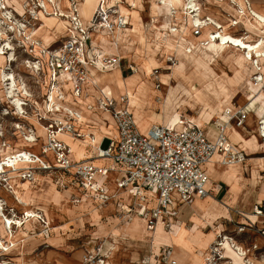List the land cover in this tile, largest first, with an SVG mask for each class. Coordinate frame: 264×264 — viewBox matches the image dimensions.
Returning a JSON list of instances; mask_svg holds the SVG:
<instances>
[{"label":"bare ground","instance_id":"obj_1","mask_svg":"<svg viewBox=\"0 0 264 264\" xmlns=\"http://www.w3.org/2000/svg\"><path fill=\"white\" fill-rule=\"evenodd\" d=\"M27 1L15 0L12 2L16 15L24 17L27 25L15 20L6 5L3 4L0 8V87L3 89L7 109H10L21 123L29 122L33 127L32 132L24 140L28 146L37 147L39 153L38 147L46 140L45 129L34 116L27 117L23 114L22 107L26 106L25 103L32 96L28 93L23 81L18 79L11 70V64L15 63L17 59L11 43L1 32V25H6L8 30L15 35V40L23 43L26 48L25 53L31 59V61H24L23 65L32 71L31 75L33 76L38 71L35 60L43 57V53L47 54V50L50 48L49 37L57 36L58 31L65 26L61 19L67 20L69 12L62 9L63 11L59 10V13H54L51 6L47 5L53 3V0H37L43 5L42 8L51 9L50 13L27 12L23 6ZM56 1L61 7L66 6L65 0ZM98 1L83 0L78 5L80 15L86 22L96 10ZM204 1L211 6L221 5L219 0ZM127 2L128 5L123 0H107L106 8L110 9L112 13L115 12L125 17L128 26L115 36L97 34L93 42H96L102 49L101 52L104 55H107L108 52L116 53L127 66L130 59L133 58L140 60L141 63L139 69L132 71L130 75L117 70L102 73V81L99 85L105 95L116 99L118 102L121 97L125 96L126 106L128 110L132 111L136 127L145 135L156 123L162 127L193 123L200 127L205 126L207 138L211 142H215L218 135L217 125L226 123L228 120L226 114H229L232 118H229L231 121L230 126H228L229 129L226 130V137L233 149L242 152L246 157L245 160L249 161L251 165L241 167L234 163L227 164L226 156L222 152L216 151L206 171L210 179L209 191L215 184L227 186L237 179H243L249 185L248 189L240 187V194L235 199L236 211H231L225 203L211 198L210 194L196 198L192 202V206L189 205L190 203L176 199L168 207L167 212L171 213V210H176L178 215L179 209H181L182 212L179 217L184 221H193L191 231L188 232L185 226L176 225L172 217L169 230H165L163 219H160L150 229L145 221L134 217L126 224L123 232L126 237H119V231L116 227L110 231V237L115 243H118L116 247L112 248V254L116 255L119 249L124 250L127 247V249L134 251L135 260H137L140 251L148 255V249L150 251L152 247L157 249L165 245L178 250L193 246L200 251L198 255L194 256L193 264H213L214 260L210 255L212 253L210 249L218 243L217 245L223 250L219 252L222 260L220 264H239V261L249 253L247 254L242 246L225 234L219 220L228 219L232 221L240 215L244 217V225L248 227L260 222L261 218L264 217L256 216L252 212L253 205L264 201V178L258 177L257 163L259 160L253 157L254 150L260 148L264 150V143L260 144L259 142V139H264V16L252 11L246 0H231L233 5L228 3L226 7L236 17L234 26L243 23L244 25L241 26L245 32L240 36H233L222 30L219 25H212L211 29L213 28L214 31L209 33L208 25L210 23H207L208 20H201V11L195 0H155L153 10L160 19L159 25H154L155 21L151 20L149 15L145 13L139 4L140 0H128ZM7 4L9 5V2ZM194 28L207 30L204 42L191 35ZM153 30L162 32L160 36L165 52L170 54V50L175 51L179 57L173 67H163L157 59L156 45L154 42L147 41ZM250 36L258 38L253 41ZM165 69L170 70L171 74L163 76L159 86L160 91L155 93L153 91L155 87L150 82V76L155 72L166 71ZM45 93L47 96L49 95L43 86L42 95L45 96ZM55 97H58L56 92L49 95L51 100L48 106L49 111L59 113V117L64 119L72 116L75 124L82 125L81 131L87 141L86 143L72 141L66 135H58V139L70 148L71 156L75 162L91 160L92 158L85 153V148L89 145L94 151L100 145L102 132H106L104 120L92 114L96 111L85 109L84 102L78 106L67 96L57 99ZM157 97L161 100L159 104L160 114H147L146 110L148 111L149 107L155 104L153 100ZM91 98L95 100V97ZM211 100L218 101L222 105L215 116L217 120L211 116ZM191 102H198L202 107V112L197 117H189L181 113L184 105ZM38 107L40 106L38 105ZM240 110L245 114L242 125H239L235 120V115ZM206 119L208 121H205ZM60 120L65 122L63 119ZM89 124L95 125V127L92 128ZM250 133L253 135L251 140H248L247 136ZM38 139L41 143L38 142ZM2 152L6 154V149H3ZM41 159L44 164L49 163L47 158ZM12 167L14 166L0 167L1 170L4 169L0 175L6 173V168ZM28 167L24 161L16 163L15 169H22V172L9 174V178L5 180L12 190L11 196L0 193V259L12 257V254L24 250L26 241L18 236L13 237L11 231L13 226H17L22 232V236H26V239L32 240V237L23 231L30 230V224L36 222L38 216L35 210H42L48 223L56 217L64 226L61 227L62 230H67L68 215H75L73 208L58 207L60 202L53 200L57 193H55L50 181L43 175L29 171ZM245 175H248L249 178H245ZM33 189H36L37 192H34ZM214 192L218 195V190L214 189ZM88 203H90L89 200ZM5 204L15 205V209L22 211L26 218L23 228V225L17 220L8 219L3 215ZM244 211L246 212L245 215L242 214ZM93 215V219L87 215H78V218L81 224L88 221L93 227H97L99 232L104 231L106 226L100 221L99 215L96 213ZM65 236L57 229L56 234L48 237L45 244L54 250L63 248ZM33 246L35 247L34 244H32ZM207 251H209L208 255L203 257V253ZM118 259L116 257V260ZM150 259L151 264L156 263L154 258ZM0 264L5 263L0 261ZM114 264L121 263L116 261Z\"/></svg>","mask_w":264,"mask_h":264},{"label":"built area","instance_id":"obj_2","mask_svg":"<svg viewBox=\"0 0 264 264\" xmlns=\"http://www.w3.org/2000/svg\"><path fill=\"white\" fill-rule=\"evenodd\" d=\"M82 1L73 0L69 4L67 26L58 35L57 45L35 60L38 68L36 73L43 76L47 94H58L55 99L67 96L78 106L84 102L85 109L111 117L112 132L102 137V142L94 150L95 159L106 164L97 166L90 162L92 160L72 161L70 148L58 139V135H66L72 141L86 143V137L81 131L82 125L75 124L71 115L64 119L59 117V113L49 111L51 100L45 93L42 96L43 108L41 107L36 119L45 129L46 140L40 148V157L47 158L49 163L44 164L41 158L36 159L29 152H20L5 159L0 167L14 166L19 161L31 165L36 159L41 163L43 175L56 177L55 182L60 187L66 184L67 188H78L85 198L82 200L91 201L96 211H104L109 201L113 200L120 217L130 220L137 215L151 229L165 216L168 207L174 202L173 199L192 203L196 198L209 195V178L204 167L216 151L226 156L227 164L242 163L245 157L242 152L233 149L226 137L231 121L229 118H232L229 114H226V123L217 125L218 135L215 142L209 141L202 127L193 123H182L175 127L153 126L147 135L142 136L137 131L124 96L118 102L103 95L100 89L97 97L92 96L90 89H98L92 72L103 73L122 65L118 56L104 55L101 52L102 49L93 42L94 36H115L128 25L125 17L106 8L107 0H99L85 27L78 8ZM198 33L194 28V35ZM91 97H95V100ZM244 119V112L238 111L235 115L236 122L242 125ZM104 141L108 142L106 149L101 148ZM87 148L93 151L89 145ZM3 170L0 169V172ZM110 174L115 176L114 184L117 189V194L111 196L106 186ZM124 193L134 199L129 208H124L123 199L118 197ZM76 197L77 199L74 197L72 200L73 204H82L83 201L78 198L80 196L76 194ZM147 202H152V207ZM255 213L264 216L260 206ZM175 216L177 211L171 210L170 217ZM83 262L107 264L104 259H97L92 254L84 255Z\"/></svg>","mask_w":264,"mask_h":264},{"label":"rangeland","instance_id":"obj_3","mask_svg":"<svg viewBox=\"0 0 264 264\" xmlns=\"http://www.w3.org/2000/svg\"><path fill=\"white\" fill-rule=\"evenodd\" d=\"M13 1L15 0H0V8L2 5H6L9 13L12 14V16L15 17V20L19 21L21 24L27 25L25 23V18L17 16L15 13V7L13 5ZM18 1V0H16ZM42 1V0H40ZM44 1V0H43ZM53 3L47 4L48 6H51V9L54 13H59V10L61 11H68L69 5L72 4L73 0H65L66 6H60L58 5V2L56 0H53ZM126 5L129 3L128 0H123ZM139 3L146 14L149 15V18L151 20H154V25H159L160 19L157 17V15L154 13L153 10V4L155 0H140ZM221 5H207V3L204 0H195V3L198 5V8H200V15L201 20L205 21L208 20V32H213L214 29L212 25H219L222 27V30H224L226 33L232 34L233 36H240L244 34V28L241 25H244L243 23H238L237 26H234V23L236 21L235 15L232 13V11L226 7V4L231 3V0H219ZM248 3V6L252 11H255L261 15L264 16V0H246ZM9 2V5L7 4ZM231 5H233L231 3ZM24 9H26L27 12H36V14H39L40 12L44 13H50L49 9L42 8L43 5L40 4L37 0H28L27 3L23 4ZM63 9V10H62ZM51 11V12H52ZM80 13V12H79ZM26 16H28L26 14ZM32 16V15H29ZM81 21L86 27L87 22L82 18V15H80ZM210 19V21H209ZM64 21L65 26H63L60 31H58V34H61L65 27L67 26V21L64 19H61ZM1 23V22H0ZM233 25V26H230ZM199 32L198 35H194V29L191 32V35L194 36L196 39H198L201 42L205 41V34L207 33L205 31V28L197 29ZM1 32L4 34V36L7 37L8 41L11 43L13 49L15 58L17 61L13 64H11V70L15 73L18 79L22 80L23 83L26 85V89L28 93L32 96V98L26 102V106H23V114L27 117H35L39 113V111L43 108V101L44 98L43 95V76L38 72L36 75H31L32 71L28 68H25V65H23L24 61H31L29 56L25 53L26 48L23 46V43L19 40H15V35L8 30V27L6 25H1ZM160 33L157 30H153L150 36H148L147 41L156 45L157 50V59L159 62L163 65V67H173L176 65L178 61V56L175 51H171L170 54H167L164 50V45L162 42V38L160 36ZM148 35V34H147ZM57 36H51L49 37L50 41L48 44L50 45V49L54 48L57 45ZM251 40L255 41L258 37L250 36ZM141 61L136 60L135 58L130 59L128 62V66L125 64V68L122 69V71L126 75H130L132 71H136L139 69ZM166 70V69H165ZM171 74L170 70L166 71H159L155 72L153 75L150 76V82L153 83L155 89L153 91L155 93H158L160 91L159 86L161 85V79L163 76H168ZM65 82V80H63ZM255 85V84H254ZM264 86V84H263ZM42 95V96H41ZM156 96H158L156 94ZM41 97V99H39ZM125 97V96H124ZM126 98V97H125ZM156 100V101H155ZM155 104L152 105V107H149V110H146V113H153V114H160L159 110V104L161 100L159 97L157 99L153 100ZM38 103V104H37ZM38 105L40 107H38ZM211 116L214 117V120H217L215 118L216 114L221 109V103L218 101L211 100ZM38 107V108H37ZM42 107V108H41ZM6 102L4 100L3 96V89L0 87V164L5 163V159H7L9 156H13L16 153L20 152H29L30 155H33L36 159H40V153L37 151V147H30L28 146V143L25 142V138L32 132V128L29 122H20L17 120L10 109H7ZM129 112L132 114V111L129 110ZM202 112V107L198 102H191L184 105V107L181 110V113L183 115L189 116V117H197ZM209 112V111H207ZM205 121H208L207 119ZM158 124H153V126H157ZM20 127V129H18ZM203 127V126H201ZM205 127V126H204ZM137 128V127H136ZM137 131L142 135L145 136V134H142L139 129L137 128ZM251 132V131H250ZM253 135V134H252ZM251 133L247 136L248 140H251ZM38 142H40V139H38ZM260 144L264 143V139H259ZM43 143V142H42ZM42 143L38 147L39 151L42 147ZM108 147V142L104 141L101 145L102 149H106ZM3 149H6V154L2 152ZM254 150V149H253ZM9 151V152H8ZM8 152V153H7ZM7 155V156H6ZM245 157V156H244ZM253 157L259 162L257 163V174L259 178H264V150L263 149H257L254 150ZM34 161V163H31V165H28L29 171H33V173L37 175H43L41 172V163L38 162V160ZM251 163L249 161L244 160L242 163H237L236 166H250ZM16 165L12 168H6V173L4 175H0V193L3 194H9L11 196V189L8 186V182H5L6 179L9 178V174L13 173H19L22 172V169H15ZM28 170V169H27ZM9 175V176H8ZM45 176L51 183V185L54 187L55 193H57V196L52 193L53 200L59 201L60 204L58 207L63 208V206L68 208H73L75 211L74 216H69L67 218V221L69 224L66 225L67 230L63 229L61 227H64L63 224L56 218H52L51 222L48 223L47 218L45 217V214L42 210H35L37 214V219L35 223L30 224V230H24L23 233L30 235L32 237V240L26 239V236H22V232H20L17 226H13L11 231L12 235L18 236L22 240L26 241L23 252L12 254L8 257H2L0 261L5 264H84L83 257L84 255L92 254L97 256V259H104L107 264H114L116 261L121 264H151V259L154 258L155 262L154 264H193L194 256L198 255L200 251L195 247L190 248H180L178 250H174L173 248H169L167 246H161L159 248H152L148 249L149 254L145 255L142 251H140L138 255V259L135 260L134 251L127 249V247L122 250L119 249L116 260V255H113L112 248L116 247L118 243H115L113 241V238L110 237L109 233L112 230V228L116 227L119 231V237H126L123 235V232L125 230L126 224L130 222V220H125L123 217H119L117 215L116 219L110 218V216L107 217V219L103 222L105 224V230L99 232L97 230V227H89V225H92L88 221H84L83 224L79 221L78 215H87L91 219L93 212L87 210L89 209L88 201L82 200L83 194L81 191H79L78 188L74 187H66V184L62 185L61 187L58 186L55 182L56 177L53 175H43ZM245 178H249L248 175H245ZM31 179V178H30ZM243 187L245 189L249 188V185L247 182H245L243 179H237L233 180V182L227 186L223 184H215L213 186V190H218V195L213 191H211L209 196L215 200H218L222 203H225L228 209L231 211H236L235 206V199L240 194V187ZM33 187H36V185H33ZM34 192H37V190L33 189ZM76 194H78L82 201H84V207H81V204H73L72 200L76 197ZM226 199V200H223ZM174 201V199H173ZM92 205V204H91ZM192 206V203L189 204ZM15 205L11 204H5L3 206V215L12 220H17L22 226V228L25 226L26 218L22 214V211L19 209L14 208ZM260 206V209L264 215V201L260 204L253 205L252 212L254 215H256V208ZM242 214H246L244 211ZM257 216V215H256ZM261 217L262 215H258ZM165 219L167 218L164 216ZM132 218V217H131ZM114 220V221H113ZM244 217L238 215L237 218H235L232 221H229L228 219H221L219 220V224L223 226L225 230V234L233 239L236 243H238L240 246H242L247 251V256L243 257L241 261H239V264H264V217L261 218L260 222H256L255 224H251L248 227L244 224ZM176 225L178 226H185V229L189 232L192 229L193 221H184L180 217L178 220L174 221ZM93 223V222H92ZM165 224V230H169L170 223L166 221L163 222ZM34 227V229H32ZM115 228V229H116ZM58 229V232L61 234L66 235L65 236V245L63 248L54 250L47 247L46 240L48 237L56 234V230ZM240 231H242L240 233ZM120 241V240H119ZM121 242V241H120ZM122 243V242H121ZM32 244L35 245V247H32ZM216 243L212 246V249L210 253L212 259L214 260L213 264H220L221 263V255L219 252H222L223 250L221 247H219ZM95 248V251L93 250ZM219 249V250H217ZM94 252V253H93ZM209 251L203 253V257H206L208 255ZM175 255V257H174Z\"/></svg>","mask_w":264,"mask_h":264},{"label":"crops","instance_id":"obj_4","mask_svg":"<svg viewBox=\"0 0 264 264\" xmlns=\"http://www.w3.org/2000/svg\"><path fill=\"white\" fill-rule=\"evenodd\" d=\"M95 37V36H94ZM58 39V36H57V38H56V40ZM100 48V47H99ZM107 54H109V55H116V56H118L116 53H110V52H108ZM119 57V56H118ZM121 66L120 67H118V68H115V69H113V70H110V72H112V71H114V70H117V71H122V69H124L125 68V64L122 62V60H121ZM106 72V71H105ZM104 73V72H103ZM92 74H93V76H95V79H96V81H97V83H98V89H94V88H91L90 89V92H91V95L92 96H98L99 95V93H98V90L100 89L101 91H102V89H101V87H100V81H102V72H96L95 74L92 72ZM102 94L103 95H105V93H104V91H102ZM116 100V99H115ZM92 114H94V116H97V117H100L101 119H103L104 120V129L106 130V132H102L103 133V135H102V137H104L105 135L106 136H108V133H111L112 132V126H113V123H112V120H111V117L109 116V115H105V114H99V113H97V112H94V113H92ZM99 114V115H98ZM91 120V119H90ZM89 126L90 127H95V125H91V124H89ZM96 126H98V125H96ZM202 129H203V131H204V133H205V135H206V131H205V127L203 126L202 127ZM111 131V132H110ZM207 137V136H206ZM210 141V140H209ZM85 153H87L88 154V157H90V158H92L91 160L92 161H90V162H93L95 165H97V166H101V165H104V164H106V162H104V161H101V160H97V159H95V157H94V151L92 152V150H90L89 148H85ZM245 156V155H244ZM87 157V158H88ZM70 158L72 159V161L73 162H75V160L72 158V156H70ZM246 158V157H245ZM79 161V160H78ZM210 163V162H209ZM208 163V164H209ZM208 164L204 167V170H205V172L207 171V166H208ZM114 178H115V176L113 175V174H110L109 175V177H108V180H107V182H106V186L108 187V189H109V195L111 196L112 194H117V189H116V186H115V184H114ZM209 178V177H208ZM210 180V179H209ZM213 192L214 190H213V187L212 188H210V192ZM209 192V193H210ZM119 197V199H123V203L122 204H124V208H129L132 204H133V202H134V199L130 196V195H128V194H126V193H124V194H121V195H119L118 196ZM84 202V201H83ZM82 202V204H81V207H84L85 205H84V203ZM263 202V201H262ZM92 204V205H91ZM147 204L149 205V207H152V202H147ZM88 205H89V209H87V210H89V211H91V212H93V213H96V214H98L99 215V217H100V221L101 222H104L106 219H107V217L108 216H110V218H114L115 216L117 217V215H118V210L116 209L115 210V206H114V204H113V200H110L109 201V203H108V205H107V207L104 209V211H102V212H99V211H96L95 209H94V204L90 201V203H88ZM182 212V210L181 209H179V214L175 217V218H173V220L175 221H177L178 220V218H179V215H180V213ZM119 216V215H118ZM165 216L167 217L166 219H167V222H171V217H170V213H168V212H166L165 213ZM116 217L114 218V219H116ZM120 217V216H119ZM134 217H137V215L135 216H132V218H134ZM131 218V219H132ZM138 218V217H137ZM141 219V218H140ZM161 219H163V222L164 221H166V219H165V217L163 216ZM117 220V219H116ZM141 220H143V219H141ZM114 221V220H113ZM144 221V220H143ZM92 225H89V227H91ZM93 227V226H92ZM153 248V247H152ZM151 248V249H152ZM155 249V248H154ZM116 255H118V254H116ZM117 257V256H116ZM137 264V263H136Z\"/></svg>","mask_w":264,"mask_h":264}]
</instances>
